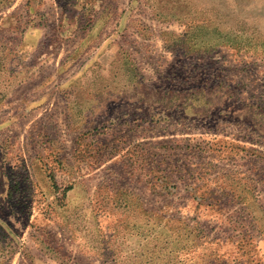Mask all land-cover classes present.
<instances>
[{
    "label": "rangeland",
    "instance_id": "374dc122",
    "mask_svg": "<svg viewBox=\"0 0 264 264\" xmlns=\"http://www.w3.org/2000/svg\"><path fill=\"white\" fill-rule=\"evenodd\" d=\"M0 264H264V0H0Z\"/></svg>",
    "mask_w": 264,
    "mask_h": 264
},
{
    "label": "crops",
    "instance_id": "0c3cea01",
    "mask_svg": "<svg viewBox=\"0 0 264 264\" xmlns=\"http://www.w3.org/2000/svg\"><path fill=\"white\" fill-rule=\"evenodd\" d=\"M53 56H54V54H53ZM47 65H48V62H46L45 64H42L41 67H38L37 65L34 66L33 63H30V62L27 61L25 63V67H26L25 71H23V69L19 70V73L16 72V74L14 75L15 76V80H16L15 84H24L23 83V78H28L29 79L26 82L31 81L35 77L34 73H36V75L39 74L37 69H35V68H39L40 70H43V68L45 66H47ZM53 65L56 66L57 65V61L54 62ZM16 71H17V69H16ZM29 77H31L32 79L29 78ZM17 79H21V80L18 82ZM33 96H34V93L28 92L27 94L22 95L21 97L16 99L15 102L11 106L7 107V109H10L11 111L13 109H15L16 111L21 110V111H18V112L21 113V114H22V112H23V114L25 112H27V114H28V113H31L32 110H34L37 107L39 109L41 107V105H42L41 103H43L45 99L48 100V98H45V97L33 98ZM3 109H5V106H4ZM1 124H3V122Z\"/></svg>",
    "mask_w": 264,
    "mask_h": 264
},
{
    "label": "trees",
    "instance_id": "16d2710c",
    "mask_svg": "<svg viewBox=\"0 0 264 264\" xmlns=\"http://www.w3.org/2000/svg\"><path fill=\"white\" fill-rule=\"evenodd\" d=\"M2 1H7V0H2ZM8 1H10V3L12 2V0H8Z\"/></svg>",
    "mask_w": 264,
    "mask_h": 264
}]
</instances>
